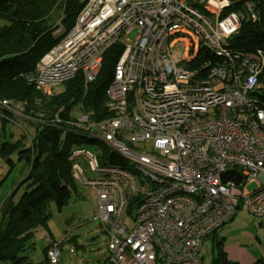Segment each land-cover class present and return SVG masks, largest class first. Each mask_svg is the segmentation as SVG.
<instances>
[{"label": "built area", "instance_id": "2783aa9c", "mask_svg": "<svg viewBox=\"0 0 264 264\" xmlns=\"http://www.w3.org/2000/svg\"><path fill=\"white\" fill-rule=\"evenodd\" d=\"M244 19H257L249 1L84 0L24 75L47 95L76 75L88 84L105 51L121 46L105 89L112 115L86 109L57 127L100 144L74 146L68 157L76 182L94 188L108 263L200 264L204 239L238 207L264 217V102L253 95L264 55L230 47ZM0 109L23 114L24 105L0 99ZM102 149L125 164H100ZM230 169L238 184L221 181ZM66 236L48 242V263H57Z\"/></svg>", "mask_w": 264, "mask_h": 264}, {"label": "trees", "instance_id": "16d2710c", "mask_svg": "<svg viewBox=\"0 0 264 264\" xmlns=\"http://www.w3.org/2000/svg\"><path fill=\"white\" fill-rule=\"evenodd\" d=\"M60 1L0 0V99L22 103L23 114L30 117L39 114L37 117L40 118V124L35 122L33 135L27 143L23 136L14 143L0 144V156L7 162L8 172L15 164L11 154L15 153L16 159L24 160L26 166V170L22 171L24 175L21 181L11 190L1 206L0 264H33L29 261L28 253L34 247L33 237L36 229L45 226L49 217L48 206L52 203L60 210L76 185L68 157L70 150L74 146L88 150L100 147L91 137H81L57 128L74 117L70 115V108L80 102L85 110H91L98 119L112 115L106 107L105 89L112 79L113 66L120 54L119 44H113L105 51L95 80L85 84L80 75H76L63 84L62 91L52 97H47L24 77L35 68L40 57L73 25L84 2L62 0L61 17L59 14L53 15L56 12L55 5ZM233 1L235 7L241 6L243 1L251 2L255 7L257 19L242 21L230 39V47L242 52L261 49L264 55V0ZM60 18L64 30L52 34L57 26L56 21ZM253 95L258 97L260 102H264V65ZM10 113L6 109H0L2 130L6 122L14 119ZM101 153L102 157L98 161L102 165L122 167L125 164L124 159L114 152L102 149ZM21 185L24 190L14 201L15 192ZM215 232L210 236H214ZM220 242L218 247L222 255L215 257L211 264H237L220 248ZM46 249L47 245L44 247L45 258ZM106 264H110L107 258ZM253 264H264V261L258 258Z\"/></svg>", "mask_w": 264, "mask_h": 264}, {"label": "rangeland", "instance_id": "374dc122", "mask_svg": "<svg viewBox=\"0 0 264 264\" xmlns=\"http://www.w3.org/2000/svg\"><path fill=\"white\" fill-rule=\"evenodd\" d=\"M62 0L55 5V13L62 17V9L60 8V3ZM56 27H61L59 33L64 30L61 24V18L56 21ZM55 27V28H56ZM54 28V30H55ZM53 30V31H54ZM52 31V32H53ZM58 34V32H56ZM2 49V48H0ZM60 88L55 93L49 94L47 97H52L56 93L62 91ZM84 94L86 93L87 86L84 88ZM85 111L83 105L79 102L70 108V115L76 116L80 112ZM13 115L14 119L6 122L4 126L3 141L14 143L16 140L23 138L26 141L31 140L33 135L35 122L40 124V118L35 116H28L27 114H16ZM10 157L15 161V164L8 172L7 162L3 157L0 156V164L5 168V174H7V180L14 182L12 189L21 181L24 174L22 171L26 170L24 160H18L17 155L11 154ZM81 168H86V165L79 161L77 162ZM72 173V172H71ZM73 176V175H72ZM17 181V183H16ZM75 188L60 210L56 209L51 203L48 206L49 217L45 221V226H40L36 229L35 235L33 237L34 247L29 251L28 258L33 264H50L46 261L44 255V247L51 240H59L65 234V240L61 244V254L55 264H106L107 252V242L108 236L104 232L100 224L93 219V205L91 198L94 194V188L92 186H82L79 183H75ZM255 186L254 183H248L246 187L252 189ZM24 186L21 185L15 195L13 200L16 201L20 194L23 192ZM136 212L135 204L132 205V210L130 215H126L125 219L128 223H132L131 217L134 216ZM235 217L229 222L234 223V229L229 231V238L225 242L226 245L229 240H239L244 238L242 236V231H254L258 225L259 219L255 218L253 215L249 214L245 207H238L235 213ZM229 223L219 228L217 234L204 239L199 258L200 264H211L215 257L222 255L221 250L218 247V242L222 240V232L227 228H230ZM247 239V238H246ZM223 242V241H221ZM220 242V248L224 250L223 243ZM72 248V251H69Z\"/></svg>", "mask_w": 264, "mask_h": 264}, {"label": "crops", "instance_id": "0c3cea01", "mask_svg": "<svg viewBox=\"0 0 264 264\" xmlns=\"http://www.w3.org/2000/svg\"><path fill=\"white\" fill-rule=\"evenodd\" d=\"M2 132L3 130L1 129L0 126V144L3 141ZM4 175H5V168L0 164V215H1V206L4 200L9 196L12 187L14 185V182L12 180L11 182L8 181L7 176L5 177ZM91 202H92V198H91ZM235 215L236 214L233 215L231 220L235 217ZM254 217L259 219L258 225L254 229V231H250V230L242 231V236L244 238H241L239 240H229V242L226 245H224L229 238L228 232L233 230L235 228L234 226L236 225V224L234 225L233 222L229 223L231 220L227 222L229 223V225L232 224L230 228L227 229L224 228L222 232L221 241L223 242H221V244L223 243V246H225L224 251L227 257L230 260L236 261L237 264H253L254 261L258 258H261L264 261V217H257V216ZM217 231L215 232V235L217 234Z\"/></svg>", "mask_w": 264, "mask_h": 264}, {"label": "water", "instance_id": "95a60500", "mask_svg": "<svg viewBox=\"0 0 264 264\" xmlns=\"http://www.w3.org/2000/svg\"><path fill=\"white\" fill-rule=\"evenodd\" d=\"M220 179L222 182L231 181L235 184H238L241 180V175L238 171L230 169L222 172L220 175Z\"/></svg>", "mask_w": 264, "mask_h": 264}]
</instances>
